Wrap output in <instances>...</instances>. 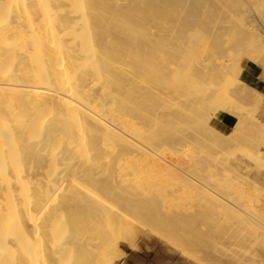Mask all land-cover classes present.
I'll list each match as a JSON object with an SVG mask.
<instances>
[{
  "label": "bare ground",
  "instance_id": "obj_1",
  "mask_svg": "<svg viewBox=\"0 0 264 264\" xmlns=\"http://www.w3.org/2000/svg\"><path fill=\"white\" fill-rule=\"evenodd\" d=\"M202 39L213 45L199 49ZM257 52L264 0H0V264H109L130 220L144 223L136 198L153 190L182 230L158 218L152 229L182 234L171 239L183 255L210 242L220 264H264V125L247 132L239 87L214 83ZM191 85L210 95L178 114L204 106L236 119L225 139L206 127L236 147L214 172L190 144L177 157L186 150L139 104L156 87L173 106Z\"/></svg>",
  "mask_w": 264,
  "mask_h": 264
},
{
  "label": "rangeland",
  "instance_id": "obj_2",
  "mask_svg": "<svg viewBox=\"0 0 264 264\" xmlns=\"http://www.w3.org/2000/svg\"><path fill=\"white\" fill-rule=\"evenodd\" d=\"M197 32L202 33V31H200V30L196 31L194 33L196 34ZM193 36L196 39V35H193ZM194 37L193 38L188 37L186 40L190 44V46L193 45L195 47L196 42H194V41H198V40L197 39L195 40ZM204 41L202 39L201 43ZM198 42H200V41H198ZM201 43H199V44H201ZM206 44L209 46L213 45L212 42L209 44L208 42L205 41L200 46L196 44V47L198 46L199 49H202V48H205ZM230 46H232V44ZM254 51H256V50L254 49ZM256 56H257L256 59H251V60H247V59L243 58L241 60L242 66L245 68L248 66L249 63H255L257 65L264 67V57L262 55H260L259 52H257ZM192 58L193 57L191 56L188 60L191 59L190 62H192L193 61ZM128 61H129V59H128ZM234 61H237L236 57L234 58L233 63H234ZM183 76L181 75V77H178V81L180 83L182 81L183 87H187V86H185L186 84H184L185 83L184 80H186V82H189L187 79H190V78L189 77L185 78V76L184 77ZM242 76H243V72L239 73L238 76H236L232 73H227L224 75L217 76L216 80H214V83L222 84V86H226L228 89H232L236 85L239 87L238 96L236 98V104L238 106H241L242 108L246 109V111L249 113L250 118L249 117L247 119L245 118L244 121L246 122V124L244 122V127L247 125L245 127L247 132L249 130L250 131L252 130V132H253L254 128H253V126L251 127L252 120L257 119L260 123H262L264 125V119L262 118V116H264V114H263L264 101H263V98L260 95H258L256 92H252L245 87L243 80H242ZM190 80H192V79H190ZM180 83L177 82V84H176L175 82H170L169 85H164V87L172 90L173 88H176V87L179 88V86L181 87ZM192 83H193V81H192ZM175 84H176V87H174ZM187 85H188V83H187ZM191 87H193V88L191 89ZM191 87L188 86V88L185 89V91L188 89V91H187L188 96L186 95L187 97H185L184 100H183L184 92L182 93V91H184V90L181 88V94H180L181 97L179 96L178 99H176L175 102H173V104H175L173 106L168 105V104H167V106L165 105V102L162 101L164 96L162 94H161L162 95L161 96L160 94L157 93V91H161V89H157L156 87H154L152 89L151 94L145 95L146 100L144 99L145 101L143 100L144 101L143 103H142V99H139L140 100L139 104L142 107L141 108L143 111L142 114H145L144 115L145 118L147 117V119H149L150 117H149L148 113H150V115H151V113H155L156 111H157L156 114H158L156 116L158 118H159V116L162 117V119L160 117L161 120L159 119L161 124L163 122L162 127H161V124L159 125V128L162 129V130L159 129L160 133L162 134L159 137L162 139H166V138H169L170 136H173L169 140L172 142V145L177 144V146L175 148V147H173L174 146L173 145L172 149L170 148L171 150H173L172 154L174 153L176 155L177 153H179L177 151L179 150L180 147H181L180 150L182 149V147L185 149L190 144L191 148L193 150L192 152L194 153V156L195 157H196V155H197V157L200 156L199 158H197V157L196 158L198 161H200L201 165H203V167L205 169H209V170L214 172L215 171L214 165L219 166L220 160H221L220 158H222V154L227 155L228 153H230V152H228V150L230 151L232 146L230 147V149L225 148L226 150L224 151L225 145L221 142H218L217 138H215L214 135H212L208 132V128L213 126L218 131L219 135L224 139L229 137L230 135H233V129L229 133L221 132L217 125H218V123H220L222 116L228 115V114H225L222 112L217 113L215 111L206 110L205 109L206 107H204V106L192 107V108H190L191 110L190 109L188 110L189 107H186L188 110L187 112H182L183 114L182 113L178 114V113H180V111H182V110L184 111L185 105H186L185 100H187V101H197L198 100L199 101L200 99H203L202 97L206 98L210 95V93L207 94V93L203 92L202 88H200V87H197V86L194 87V85H191ZM257 96L261 97V101H260L259 105L255 107L254 106L255 105V99ZM147 97L152 98L153 100H151L149 98L147 99ZM198 98H200V99H198ZM157 100L160 103V105L163 103H164V105L160 106L158 104ZM152 101H154V102L156 101V103L158 105L156 103H155L156 104L155 105ZM151 107L153 109H156V110L151 109ZM158 107H159V110L162 109L160 111L161 112L160 114L158 113L159 110H157ZM144 110H146V111L144 112ZM151 110H152V112H151ZM151 116H153V115H151ZM163 119H164V121H163ZM168 120H170V123ZM207 121H209V122H207ZM169 124L175 126V128L174 129L171 128V126ZM207 124H208V126H206ZM206 127H208V128H206ZM248 128H250V129L248 130ZM246 130H245V132H246ZM162 131L165 132L166 135H163L164 133H162ZM184 133L186 134V137L187 136L189 137V138L187 137L188 139L185 137ZM182 134H184L183 136L185 138L182 136ZM247 134H249L246 137L247 140L242 141V143L250 145L251 143H253V138H255V136H252L253 134L251 135V132L247 133ZM165 136H169V137H165ZM180 136H182V137H180ZM249 136L252 137L251 140H249L250 139ZM174 138H176L177 140ZM179 138H182L180 141L185 140L187 143L183 144V142H182L181 143L182 145H181L179 143ZM183 138H184V140H183ZM170 141H168V142L170 143ZM178 146H179V148H177ZM234 146H236V145H234ZM174 148L177 149V151ZM232 148L233 149H231V150H234V151L236 150V147H232ZM170 149H169V151H170ZM174 150H175V152H174ZM187 150H188V148H187ZM187 150H186V152H183L181 150L182 152L180 151V154H178V156L177 155L176 156L181 157V155L183 153H187ZM223 152H228V153H223ZM231 152H233V151H231ZM215 155H217L218 157ZM225 155H223V156H225ZM211 156H212L211 159H215L218 162L215 161L216 163H213V161H211V159H210ZM212 168H214V169H212ZM151 196L152 197H150V198H152V199L147 198V200H149V201H141L140 202L139 199L136 198V200L139 201V203L137 201V204L140 207V208H138V215L141 214L139 216L141 218H137V219H139L142 223H143L142 220H144L145 224L143 223L144 225L143 224L140 225L139 224L140 222L137 223L138 220H136L134 222H133V220H130V222H132V223L129 222V226H130V228H131V226L133 227L132 228L133 229V235H132L133 237L127 236L126 241H124V240H116L115 241L117 248H123V245H127L129 247L128 254H131L132 259L135 261V263L132 262V264H192V262H194L195 264H220V261H218L219 258H215L216 259L215 260V259H213L212 255L210 254V251L213 247L212 243L206 242L204 248H202L200 250H194L191 253H187V254L184 253V255H185L184 256L182 254L183 252H182L181 248H179V246H177L175 244L176 242H174V241L178 240L177 238H181L182 234H181V236H179L180 234H178V237H176V235L174 236V234H172V235L170 234L171 235L170 236V235H168L169 233H166V234L164 233L167 231L166 229L160 230L161 229L160 227H158L157 231L153 230L152 229L153 224L155 225V227L153 226L155 229H156L157 225H159L156 222V221H158V219H161L163 222L164 221L166 222V226H165V223L163 224L162 221H161V224H163L164 225L163 227H165L167 229L168 228H170V230L176 229L179 232L182 229L180 230L181 226L178 225L179 223L177 224V222H176V221H178L177 216L175 219H173L175 217L174 216L175 210L173 209L174 211L173 210L171 211L170 209H172V208L169 209L170 205L169 206H168V204L166 205L163 201H162L163 203H161L159 200L160 199L159 196L155 193L154 190H153ZM145 197H148V196H145V195L142 196L141 195L142 200H144ZM141 198H140V200H141ZM148 202H150V203L148 204ZM152 205H154L155 209H154V207H152ZM160 205L162 206V210H161ZM143 214H144V216H143ZM161 216H162V218H161ZM147 219H148V221H147ZM169 221H170V223H169ZM152 222H156V223H152ZM173 222H175V224H173ZM150 223H152V224L150 225ZM159 226H161V225H159ZM170 226H174L175 229H174V227H170ZM178 226H180V228ZM176 230L173 231V233H176ZM163 233L165 236L162 235ZM171 237L174 238V241H173V239H171ZM132 238H134V239H132ZM108 253H109V251H108ZM110 253L109 254H110L111 262L109 264H118L124 258V255L121 253V251H118V249H116V251L114 249H110Z\"/></svg>",
  "mask_w": 264,
  "mask_h": 264
},
{
  "label": "crops",
  "instance_id": "obj_3",
  "mask_svg": "<svg viewBox=\"0 0 264 264\" xmlns=\"http://www.w3.org/2000/svg\"><path fill=\"white\" fill-rule=\"evenodd\" d=\"M242 72V80L245 87L252 92H256L263 98L264 101V67L255 63H249ZM262 118L264 119V116H262ZM235 124L236 119L234 117L230 115H223L220 123H218L217 126L221 132L229 133L232 131ZM118 249L124 255V258L118 264H132V262L135 263V261L132 259V255L128 254L129 247L127 245H123V248Z\"/></svg>",
  "mask_w": 264,
  "mask_h": 264
}]
</instances>
